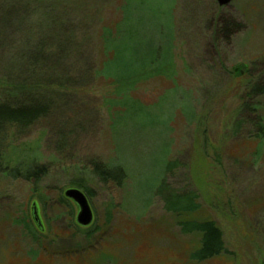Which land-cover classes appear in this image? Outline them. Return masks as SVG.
Returning a JSON list of instances; mask_svg holds the SVG:
<instances>
[{
    "label": "rangeland",
    "instance_id": "rangeland-1",
    "mask_svg": "<svg viewBox=\"0 0 264 264\" xmlns=\"http://www.w3.org/2000/svg\"><path fill=\"white\" fill-rule=\"evenodd\" d=\"M37 5L43 8L44 0ZM46 5L64 16L76 36L56 64L79 84L13 144L23 156L40 152L49 173L36 186L0 174V264H264V145L247 135L249 126L235 137L223 136L238 96L250 89L245 84L260 83L262 94L252 99L264 107V0L222 6L215 0H46ZM222 19L231 25L226 38L214 29ZM116 32L118 49L130 40L131 47L152 50L150 75L128 92L142 105L133 116L121 105L107 110L117 85L103 77L115 67L102 66L111 56L104 43ZM11 38L17 39L16 31L7 41ZM170 39L171 78L164 75L170 71L165 56ZM4 56L0 47V60ZM98 68L102 76L93 74ZM113 71L119 72L112 74L116 79L121 69ZM115 110L123 114H109ZM190 110L192 119L186 115ZM59 122L72 132L56 153L49 130ZM165 159L177 162L166 176L172 188L196 192L195 212L178 216L155 195ZM94 161L120 165L126 177L119 187L84 176L78 189L92 220L80 226L76 206L63 191L75 187L72 177L90 171ZM203 218L221 229L226 252L194 261L189 254L199 233H181L178 222Z\"/></svg>",
    "mask_w": 264,
    "mask_h": 264
},
{
    "label": "trees",
    "instance_id": "trees-1",
    "mask_svg": "<svg viewBox=\"0 0 264 264\" xmlns=\"http://www.w3.org/2000/svg\"><path fill=\"white\" fill-rule=\"evenodd\" d=\"M41 1L0 0V47L5 53V59L0 60V174L12 178L21 176L30 181L33 186L41 184V180L49 173L48 167L45 163L40 162V152L37 150H34L29 157L23 156V150L13 144L16 138L39 118L48 117L47 115L57 100L65 101L69 98L79 84V81L72 78L67 70H60L56 64L58 62L56 60L65 56L69 51L76 36L70 25L62 21L64 16L58 18L56 11L46 5V0H44L43 8L39 7L37 4H41ZM36 7L42 9L38 15L35 13ZM33 17H35L34 24L31 20ZM230 28V23L222 19L214 29L223 38H226ZM14 31H16L17 39L11 38L10 41H7V35ZM117 35L116 32L115 38L109 36L104 43L105 51L111 52L109 54L111 56L103 62L102 66L105 67L104 65L114 62L115 67L110 70V75L103 77L112 78L117 85L114 92L115 98L107 102L109 105L106 101L105 103L108 105L107 110L121 105L125 107L128 115L133 116L136 112L135 109L141 110L142 105L131 100L128 92L139 78L150 75V68L148 67V71L147 64L149 66L153 55L150 54L151 49H141V45L133 44L131 47L130 40H125L126 43L118 49V46L114 44ZM171 37L173 34H170ZM174 48L170 39L168 51L165 54L170 71L169 74L165 70L161 71L170 78L175 73L172 52ZM130 51L133 52L129 53ZM118 68L121 69V74L114 79L115 76L113 77L112 74H119V72L113 70H118ZM102 72L103 68H98L93 71V74L102 76ZM246 85L250 89L238 96L237 109L233 112L231 122L224 123L225 133L223 136L235 137L249 126L251 131H247V135L255 138L258 141V146H263L264 107L260 101L252 99L255 95L262 94L263 88L260 83L245 84L244 88ZM117 113L123 114L121 110H115L109 114L114 116ZM186 115L190 119L194 118L191 110ZM66 122L70 124L69 121ZM66 122H59L49 130L51 135L56 136L53 144L56 153H61L66 135L71 134L68 132H72L71 130L64 131L63 126ZM9 149L11 152L6 155L5 151ZM89 165H91L90 171L84 175L78 172L77 174L80 175L72 177L69 183L77 188H83L84 185L81 183L86 176L89 179L98 180L102 184L115 182V185L123 186L126 176L122 166H113L101 161L89 162ZM176 166L175 160L165 159L155 195L159 196L165 210L179 216L180 213L195 212L198 210L199 204L196 201V192L192 188L188 186L172 188L171 184L167 182L166 176L172 175ZM181 191L184 193H180ZM178 226L183 234L199 233L198 246L190 252V259L203 261L226 252L222 231L213 219H183L178 222Z\"/></svg>",
    "mask_w": 264,
    "mask_h": 264
},
{
    "label": "water",
    "instance_id": "water-1",
    "mask_svg": "<svg viewBox=\"0 0 264 264\" xmlns=\"http://www.w3.org/2000/svg\"><path fill=\"white\" fill-rule=\"evenodd\" d=\"M231 0H215L218 6L226 5ZM63 196L70 199L76 206L74 221L80 226H86L92 220V211L85 194L76 187H69L63 191ZM33 218L36 217L33 215Z\"/></svg>",
    "mask_w": 264,
    "mask_h": 264
}]
</instances>
